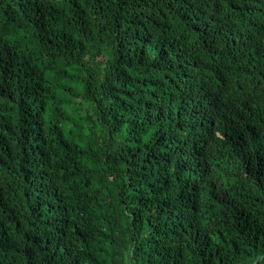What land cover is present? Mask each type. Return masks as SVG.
Returning <instances> with one entry per match:
<instances>
[{"label": "trees", "instance_id": "16d2710c", "mask_svg": "<svg viewBox=\"0 0 264 264\" xmlns=\"http://www.w3.org/2000/svg\"><path fill=\"white\" fill-rule=\"evenodd\" d=\"M0 264H264V0L0 13Z\"/></svg>", "mask_w": 264, "mask_h": 264}, {"label": "clouds", "instance_id": "9594fccd", "mask_svg": "<svg viewBox=\"0 0 264 264\" xmlns=\"http://www.w3.org/2000/svg\"><path fill=\"white\" fill-rule=\"evenodd\" d=\"M22 0H0V13H4L17 5L20 4ZM8 30V29H5ZM9 73V70H8Z\"/></svg>", "mask_w": 264, "mask_h": 264}]
</instances>
